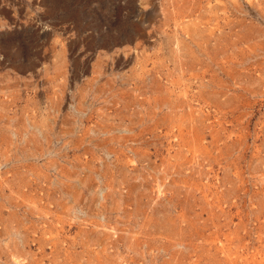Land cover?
I'll return each mask as SVG.
<instances>
[{"label":"rangeland","instance_id":"1","mask_svg":"<svg viewBox=\"0 0 264 264\" xmlns=\"http://www.w3.org/2000/svg\"><path fill=\"white\" fill-rule=\"evenodd\" d=\"M0 264H264V0H0Z\"/></svg>","mask_w":264,"mask_h":264}]
</instances>
